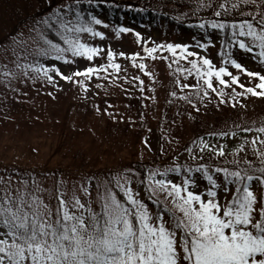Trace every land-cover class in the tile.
<instances>
[{
	"label": "snow or ice",
	"instance_id": "obj_1",
	"mask_svg": "<svg viewBox=\"0 0 264 264\" xmlns=\"http://www.w3.org/2000/svg\"><path fill=\"white\" fill-rule=\"evenodd\" d=\"M48 3L51 5L53 0ZM79 3L80 0H58V6L34 20L30 30L42 42L32 41L36 56L76 65L75 70L65 74L55 63L46 66L39 60L24 62L25 55L23 60L17 57L12 62L19 72L6 71L3 75L10 79L26 78L33 84L41 79L53 87H58L59 78L87 94L88 82L93 77L113 83L120 79L119 73L126 70L116 62L117 56L130 58L133 67L155 79L142 61L156 60L159 50L171 54L159 58L170 59L169 67L176 64L175 71L183 74L184 81L195 77V83L182 82L180 78L175 83L180 89L179 98L196 111L212 98L218 100V106L232 101L233 108L248 96L264 99V69H249L233 58L231 51L223 54L219 66L181 43L144 47L143 57L140 52L126 54L110 48L105 52L87 40L105 38V33L95 27L103 21L91 14L86 19ZM241 3L256 5V0H239L231 9H238ZM261 5H256L255 13L248 12L253 19L231 24V36L238 49L254 53L250 58L264 65ZM218 7L224 14L229 13L225 3ZM221 14L219 10L214 12L215 16ZM103 26L107 28V24ZM228 26L226 22L210 23L213 29ZM200 27H205L204 23ZM130 31L123 27L117 35ZM49 33H54L62 43L55 42ZM135 35L143 43L140 33ZM211 43L210 40L198 47L206 49ZM102 54L106 55V64L92 63ZM180 60L188 67H180ZM81 61L86 62L82 68ZM133 80L139 81L143 93L144 80L139 76ZM95 87L104 85L97 83ZM184 89L190 93H184ZM170 95L176 97L177 92ZM94 107L101 112L98 106ZM108 115L117 118L112 113ZM243 131L256 135L244 137L243 143H238L231 153L226 152V145L199 138L198 142L192 141V146L184 147L192 164L177 162V152L172 157L173 163L162 169L139 172L126 167L104 178H81L71 188L62 177L48 188L31 175H0V264H264V124ZM209 135L235 137L236 132ZM144 146L151 150L147 138ZM246 149L256 157L255 162L247 158ZM240 152H245L244 158L238 156ZM229 154L233 159H227ZM206 157L208 162H200ZM221 158L223 163L211 162ZM170 173L182 174L183 178L176 182ZM201 181L205 183L201 185Z\"/></svg>",
	"mask_w": 264,
	"mask_h": 264
},
{
	"label": "rangeland",
	"instance_id": "obj_2",
	"mask_svg": "<svg viewBox=\"0 0 264 264\" xmlns=\"http://www.w3.org/2000/svg\"><path fill=\"white\" fill-rule=\"evenodd\" d=\"M214 1L209 0L208 4H213ZM104 24L106 23L95 26L97 30L105 33L103 40L99 37H88L87 40L105 52L110 48L114 52L124 51L126 54L140 52L143 57L144 47L181 43L188 45L189 51L208 56L217 66L225 53L215 39L211 40L212 43L206 49H201L199 44H190L187 38L171 31L162 34L158 30L151 31L132 23L125 26L131 29L130 32L117 35L118 30L123 27L107 24L105 28ZM29 28L30 25L22 27L17 35L3 38L0 44V172L2 175L7 172L5 177L11 176L7 171L9 168L25 167L44 187L52 188L56 180L62 177L68 181V187L71 188L72 184L81 178L93 175L104 178L129 167L126 165L128 162H156L155 168L162 169L169 166L166 165L168 163L162 162L179 152L192 135L193 116L212 119L224 116L226 111H232L236 113L235 121H241L245 116L256 115L264 107V99L258 97H245L235 108L231 107L232 101L218 106V100L212 98L211 102L200 104L199 111H196L179 98L180 89L175 81L169 90L170 73L174 74L175 80L180 78L182 82L190 84L196 82L195 77L184 81L183 74L175 71L176 64L173 63L169 67L170 59L159 58L165 55L171 57V54L159 50L156 60L145 58L142 61L147 64V70L153 73L155 79L133 67L130 58L117 56L116 62L126 70L119 73L120 79L113 83L111 80H98L93 77L88 82L87 94L76 85L59 78L58 87H53L41 79H37L33 84L26 78L22 80L5 77L3 73L6 71L19 72L12 62L17 60V57L23 60L25 55L27 60L24 62L39 60L46 66L55 63L65 74H70L76 68V65H65L64 61H54L51 57L45 59L36 56V45L31 43ZM137 32L140 33L139 39L143 43L138 42L135 35ZM37 42L42 43L39 39ZM241 52L238 56L232 52L233 58L251 70L264 69V65H259L250 58L254 53L242 56ZM92 63L106 64V55L98 56ZM85 64V61H81L79 67L82 68ZM179 65L188 67L183 60L179 61ZM134 76L144 80L143 93L139 90V81L133 80ZM241 79L244 80V77ZM97 83L103 84L104 87L96 88ZM172 91L177 92L176 97L170 95ZM226 91L230 92V89ZM49 92L52 93L51 96L48 95ZM184 93H190V90L184 89ZM138 101L143 102L142 109L146 113H135L132 110L135 107L140 110ZM94 106H98L101 112H96ZM104 109H107V112ZM108 113L117 118L112 119ZM254 135L255 132L242 133L222 141L219 145L234 149L238 143H243L244 137L251 138ZM146 138L150 143V151L144 146ZM161 146L164 148L163 152ZM196 175L198 174L194 173V176ZM170 176L175 177L176 182L180 181V174L170 173ZM203 183L205 182L201 181V185ZM146 202L151 204L150 201Z\"/></svg>",
	"mask_w": 264,
	"mask_h": 264
},
{
	"label": "trees",
	"instance_id": "obj_3",
	"mask_svg": "<svg viewBox=\"0 0 264 264\" xmlns=\"http://www.w3.org/2000/svg\"><path fill=\"white\" fill-rule=\"evenodd\" d=\"M209 0H80L79 9L85 15V18H89V14L95 15L101 19L104 23L115 26L125 27L127 24H136L143 28H148L151 31L158 30L162 34H166L171 31L175 35L187 38L190 44H206L210 40H217L218 44L225 52L231 51L235 56H238L241 51L233 42L231 36V24L233 22L239 23L246 19H253L248 15V12H256V5H261V0H256V5H244L240 4V7L236 10L231 9L233 3H238L239 0H215L213 4H208ZM225 3L229 8V13L224 14L223 10L219 9V4ZM58 6V0H53L50 5L48 0H0V44L4 40L3 38L8 36H15L19 33L22 27L28 25L33 27V21L39 20L41 17L47 14L52 8ZM264 8V5H261ZM221 11L220 16H215V11ZM212 21L226 22L229 26L226 29L219 30L210 27ZM204 23L205 27L201 28L200 24ZM28 30L31 43L33 40L38 41L39 37L35 33ZM49 37L54 39L57 43H62L59 37L54 33H49ZM3 39V40H2ZM2 40V41H1ZM1 47V46H0ZM241 55H246L245 52H241ZM169 90L171 85L175 81L174 74H171ZM139 109L135 107L132 109L135 113H146L142 108L144 104L138 101ZM165 109V106H163ZM224 112V116H217L212 119H205L202 116H193L192 124L194 125L193 133L179 150V156L177 162L180 164H192L189 153L188 159H186L185 146H192V141H197L199 138H203L206 141H210L213 144H221L230 138H234L229 135L228 137L210 136L209 133H219L221 131L236 132V136H240L242 133L248 134L243 131L244 128H257L261 124H264V107L259 110L256 115L248 117L245 116L241 121H235L236 113L230 111ZM222 114V115H223ZM136 117H139L135 114ZM127 123V122H123ZM239 126V127H237ZM233 148H226V152L231 153ZM247 151V150H246ZM167 158L162 163H173L172 157ZM240 158H244L245 152L238 153ZM247 158L252 161H256V157L248 151ZM228 160L233 159V156L229 154ZM156 161V160H154ZM208 162L207 157L205 161ZM212 163H223V158L220 161H211ZM126 165L136 169L139 172H145L149 168H155L156 162L142 163L140 161L128 162ZM258 166V164H257ZM6 169V168H5ZM11 173V176L16 177L18 175L29 176L30 170L25 167H11L7 170ZM7 172H3L5 176ZM40 176L41 173H38ZM0 175L2 173L0 172ZM194 175V173H193ZM96 176V175H93ZM108 176V175H107ZM97 177V176H96ZM180 174V179H182ZM156 206V205H155Z\"/></svg>",
	"mask_w": 264,
	"mask_h": 264
}]
</instances>
